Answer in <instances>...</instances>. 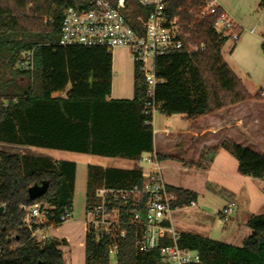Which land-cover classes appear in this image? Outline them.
Wrapping results in <instances>:
<instances>
[{"label": "trees", "instance_id": "obj_1", "mask_svg": "<svg viewBox=\"0 0 264 264\" xmlns=\"http://www.w3.org/2000/svg\"><path fill=\"white\" fill-rule=\"evenodd\" d=\"M130 2L138 7L134 0ZM87 3L88 0H0L1 147H36L130 161H140L143 154L154 152V119L144 114L147 86L137 66L134 98L109 99L112 53L103 48L60 45L65 11ZM205 4L206 0H170L175 13L194 22V31L200 34L205 49L172 52L156 62L157 75L163 80L155 92L161 113L184 115L189 121L247 101L264 100V86L252 96L224 59L226 40L214 30L217 16L202 21L189 16L190 12H200ZM24 51H34L32 72L18 68ZM221 150L237 160L241 175L264 180V154L229 138L205 149L197 163L172 156L157 157L160 162L171 159L206 169ZM76 172L74 162L0 150V205H6L0 215V264H65L61 243L53 239L36 243L24 219L26 209L38 203L53 207L51 213L57 218L72 212ZM142 175L138 167L89 166L87 207L94 202L97 188L142 187ZM44 184H48L47 192L31 200L30 189ZM170 189L177 195L174 210L198 200L194 191ZM207 189L234 201L224 189L211 184ZM247 225L253 234L242 246L188 233L179 235V246L199 252L201 264H264V214L251 216ZM61 226L58 220L54 223V228ZM126 230L127 237L119 241L117 264H158L159 251L140 253L134 228ZM163 244L171 242L165 240ZM112 245V238H99L90 230L85 243L86 264H111Z\"/></svg>", "mask_w": 264, "mask_h": 264}, {"label": "built area", "instance_id": "obj_2", "mask_svg": "<svg viewBox=\"0 0 264 264\" xmlns=\"http://www.w3.org/2000/svg\"><path fill=\"white\" fill-rule=\"evenodd\" d=\"M134 1L138 7L130 0H88L84 7L68 8L64 14L60 45L103 48L111 53L126 49L147 86L144 114L154 119L157 113H161V103L156 102L155 92L163 82L157 75V59L176 51L195 53L204 50L205 44L200 41V34L194 31V22L175 13L170 0ZM136 13L134 18L132 14ZM212 15L217 16L214 30L218 35L226 42L239 41L238 25L216 0H206L200 12L189 14L196 21ZM18 68L27 72L34 70V51L22 52ZM140 161L147 165L142 168V187L117 189L103 185L95 190L94 202L87 207L88 232H95L99 238H112L111 256H118L119 241L127 237L126 228L132 227L138 251H159L158 264H201L199 252L179 246L180 234L171 226L177 195L165 182L157 155L150 154ZM0 207L5 209L6 205ZM233 207L232 203L224 207L220 215L227 218ZM52 209L41 203L26 209L25 227L38 244L50 240L47 231L54 228L57 220L64 225L72 217V212L66 211L57 218L51 213ZM165 240L171 244H163Z\"/></svg>", "mask_w": 264, "mask_h": 264}, {"label": "rangeland", "instance_id": "obj_3", "mask_svg": "<svg viewBox=\"0 0 264 264\" xmlns=\"http://www.w3.org/2000/svg\"><path fill=\"white\" fill-rule=\"evenodd\" d=\"M221 1L240 29L239 41L226 42L222 55L249 93L255 95L264 86V1ZM112 55L114 71L112 88H134L133 62L129 52L126 49H116ZM260 119H264V116H260ZM181 122L179 117L170 119L166 114L157 113L154 128L157 132H163L165 129L175 131L180 128L178 126ZM243 145L246 146V144ZM262 145L264 146V140ZM2 148L11 153L41 155L52 159L59 157L55 151L36 147L6 146ZM222 154L211 172L184 167L183 164L169 161L163 164L165 167L162 174L168 185L192 190L199 194L195 205L173 211L172 220L176 229L230 245L242 246L243 241L253 234L252 229L247 225L250 217L264 214V180L241 175L237 170L236 159L225 151H222ZM147 156L144 154L142 157ZM223 157L228 160H224ZM77 162L79 164L78 194L73 200L72 219L86 221L88 202L84 194L81 195L79 192L80 178L84 176L86 167L80 160ZM108 166L147 167L140 161L132 163L122 160L110 161ZM208 183L219 187L218 189L228 188L236 194L237 197L232 202L233 211L227 218L221 216L220 212L231 202L226 197L208 192L206 189ZM111 264H117L114 255L111 256Z\"/></svg>", "mask_w": 264, "mask_h": 264}, {"label": "crops", "instance_id": "obj_4", "mask_svg": "<svg viewBox=\"0 0 264 264\" xmlns=\"http://www.w3.org/2000/svg\"><path fill=\"white\" fill-rule=\"evenodd\" d=\"M216 1L228 13V10L226 9L223 2L221 0H216ZM134 69H135V65L133 62V78H134ZM113 79H114V71H113ZM54 96L57 97L58 94H55ZM133 98H134V88H112V93L109 99L132 100ZM263 110H264V100L247 101L239 105H236L234 107L222 110L217 114L203 117L201 119H198L197 121H189L184 115L169 116L170 119H172L173 117H179V119L182 120L181 124L178 126V128L179 127L180 128L176 129L175 131L165 129L163 132H157L154 128V152L145 153V154L172 156L186 162L197 163L200 160L205 149L216 146L223 138H229L242 145L246 144L247 147H250L252 149L254 148L255 150H258L257 152L264 154V146L262 145V142L264 140V119H260V116H264ZM154 125H155V117L153 121V127ZM52 151L57 152L58 153L57 155L59 156L56 159H53L54 161H69V162H74L77 165L74 197L78 194L77 189H78V179H79V164L77 160L83 162L86 168L84 171V176L80 178L79 192L81 193V195L83 193L86 199H87V190H88L89 166L94 165L103 168H108V167H112V166L107 167L110 161H118V160L129 161L132 163L139 162V161H130L119 158L113 159V158H106V157L66 152V151H57V150H52ZM222 151L224 150H221L213 158V161L210 164L209 168L206 169L196 168V169L211 172L218 157L223 155ZM223 159L228 160L225 157H223ZM169 161L183 164L180 161H174L169 159L161 162L162 168L165 167L163 164ZM183 166L188 167L185 166L184 164ZM140 168L142 169L143 167L140 166ZM188 168L195 169V167H188ZM237 170H238V162H237ZM168 186L170 188L175 187L170 185ZM206 189H207V185H206ZM222 189L226 190L231 195H233L234 200L236 199L237 196L232 190L225 187H223ZM208 192L210 191L208 190ZM228 197L229 196H227L226 199ZM198 199H199V194H198ZM171 226L178 234L186 233L180 231L179 229H176L173 220L171 222ZM87 233H88L87 220L76 221L72 219V217L63 226L59 228H50L47 231V234L50 237V239L56 240L57 242L61 243L60 249L63 252V259L65 264H86L85 243H86ZM188 234H194V233H188ZM194 235H199V234H194Z\"/></svg>", "mask_w": 264, "mask_h": 264}, {"label": "water", "instance_id": "obj_5", "mask_svg": "<svg viewBox=\"0 0 264 264\" xmlns=\"http://www.w3.org/2000/svg\"><path fill=\"white\" fill-rule=\"evenodd\" d=\"M48 189V184H44L43 186H36L30 189L29 196L31 200H36L39 197L43 196ZM4 207H0V215L4 213Z\"/></svg>", "mask_w": 264, "mask_h": 264}]
</instances>
